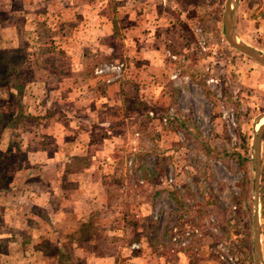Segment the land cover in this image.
<instances>
[{"label": "rangeland", "instance_id": "1", "mask_svg": "<svg viewBox=\"0 0 264 264\" xmlns=\"http://www.w3.org/2000/svg\"><path fill=\"white\" fill-rule=\"evenodd\" d=\"M226 1L106 0L73 81L60 15L0 0V264H255L258 137L264 264V65L226 32L264 57V0Z\"/></svg>", "mask_w": 264, "mask_h": 264}, {"label": "crops", "instance_id": "2", "mask_svg": "<svg viewBox=\"0 0 264 264\" xmlns=\"http://www.w3.org/2000/svg\"><path fill=\"white\" fill-rule=\"evenodd\" d=\"M46 1L50 5L49 8H51L52 11L56 13V15L57 13L60 15V21L64 22L63 24L67 25L66 29L69 30L70 33L71 32L73 33L71 39L72 41L65 43V45H63V48L66 49V53H70L69 55L72 56L70 57L72 61L71 64L73 65V67H76L77 69H75L74 73H71L72 74L71 77L73 78L72 79L73 81L75 80L77 81V78H79L78 74H80V70L78 69V67L81 61L79 57H82V52L80 53L81 51L80 46L82 45L85 47L87 46L92 47L90 45H94L93 47H95L96 49L97 46L100 44V42L98 43V41L101 38H103L105 34L111 31L110 26L105 25V22L107 20L106 17L100 14L96 15L97 9H99V7H104L106 5V0H95L94 2L92 0H46ZM124 8H118V9L116 8V10H122ZM78 9H80V15L83 18L87 16L92 19L96 18V16H98L97 18L99 17L101 18L98 19V21H96V24L92 23L91 25L90 24L86 25V27L83 29H79L80 27H77V25H69L70 24L69 21L74 19V16L77 14ZM36 15H39V13L38 12H35V14L31 13L29 15V18L32 19L33 16ZM25 26L26 27L28 26L27 22ZM134 29L138 30L136 27H134ZM123 30L126 31L128 29L124 28ZM128 32L131 34L134 33V30L133 31L129 30ZM125 34L126 36H128V33ZM111 90H115V88H112ZM90 192L93 195V198L96 196L95 199L89 200L90 198V196L88 197L89 192L86 193L84 192L83 189H80L78 187L73 188V196L70 197L69 195L68 197L70 198L68 197L64 199L61 198L62 202H64L63 207L65 206L74 207V205L77 204L76 202L74 203L73 200V198L75 197L81 199L83 205L85 206L88 204V200H89L91 203H93V206L100 207L101 203L103 201L105 202L104 198L102 197V192H100V190L95 189L94 187H91ZM45 194L46 196L44 199V207L48 208L53 203V196H52V192L49 190H46ZM68 194H70V191L68 192ZM96 257H93V264H112L111 260L106 259V256L102 254Z\"/></svg>", "mask_w": 264, "mask_h": 264}, {"label": "water", "instance_id": "3", "mask_svg": "<svg viewBox=\"0 0 264 264\" xmlns=\"http://www.w3.org/2000/svg\"><path fill=\"white\" fill-rule=\"evenodd\" d=\"M232 6V0H227L226 1V5H225V10H224V15L225 17H228V13L231 9ZM227 25H226V32L229 35V39L231 40V43L237 47L239 50H242L243 52H245L246 54H248L249 56H251L255 62H258L262 65H264V57L261 56L258 53H255V51L248 49L246 47H244L243 45H241L240 43L236 42V40L234 39L233 35H232V30L231 27H229V19H227ZM264 126V123L261 124V127ZM259 136V135H258ZM258 141H259V137L256 140L255 143V147H256V151L254 152L255 155V170H256V175H255V213H254V217H253V228H254V236H253V246H254V263L255 264H260L261 263V249H260V239L259 236L261 234L260 232V224H259V212H258V186L256 185L258 183V161H259V153L257 151L258 148Z\"/></svg>", "mask_w": 264, "mask_h": 264}, {"label": "built area", "instance_id": "4", "mask_svg": "<svg viewBox=\"0 0 264 264\" xmlns=\"http://www.w3.org/2000/svg\"><path fill=\"white\" fill-rule=\"evenodd\" d=\"M197 30L199 31L200 28H198ZM199 47H200L201 52H206L207 51V47L205 46L204 42L200 41L199 42ZM166 52H167V56L168 57L173 58L175 60H178V56L177 55L172 54L169 50H167Z\"/></svg>", "mask_w": 264, "mask_h": 264}, {"label": "trees", "instance_id": "5", "mask_svg": "<svg viewBox=\"0 0 264 264\" xmlns=\"http://www.w3.org/2000/svg\"><path fill=\"white\" fill-rule=\"evenodd\" d=\"M60 38H61V37H60ZM7 65H8V64H7ZM7 69H8V67L3 68V69L0 71V75H3V73L8 72ZM15 110H16V108H15ZM18 112H19V110H18ZM12 118H17V116H16V111H15V114L12 116Z\"/></svg>", "mask_w": 264, "mask_h": 264}, {"label": "bare ground", "instance_id": "6", "mask_svg": "<svg viewBox=\"0 0 264 264\" xmlns=\"http://www.w3.org/2000/svg\"><path fill=\"white\" fill-rule=\"evenodd\" d=\"M232 3H233V0H232ZM232 7V6H231ZM230 19V18H229Z\"/></svg>", "mask_w": 264, "mask_h": 264}]
</instances>
